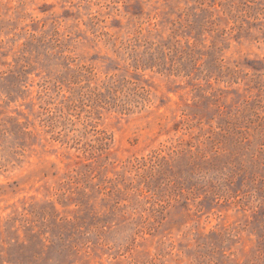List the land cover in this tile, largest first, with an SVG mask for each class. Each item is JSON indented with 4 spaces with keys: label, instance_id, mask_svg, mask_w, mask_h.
Masks as SVG:
<instances>
[{
    "label": "rangeland",
    "instance_id": "1",
    "mask_svg": "<svg viewBox=\"0 0 264 264\" xmlns=\"http://www.w3.org/2000/svg\"><path fill=\"white\" fill-rule=\"evenodd\" d=\"M0 264H264V0H0Z\"/></svg>",
    "mask_w": 264,
    "mask_h": 264
},
{
    "label": "trees",
    "instance_id": "2",
    "mask_svg": "<svg viewBox=\"0 0 264 264\" xmlns=\"http://www.w3.org/2000/svg\"><path fill=\"white\" fill-rule=\"evenodd\" d=\"M165 58H166V54H164V52H160V51H155L154 53H153V67H158V68H160V66H165L166 65V61H165ZM116 99H118V97H116ZM129 102H120V103H118L117 102V104L118 105H122V106H124V109H125V105H127ZM126 109H128V107L126 106ZM218 234H220V236H221V234L222 233H218ZM211 235H209V237H210Z\"/></svg>",
    "mask_w": 264,
    "mask_h": 264
}]
</instances>
